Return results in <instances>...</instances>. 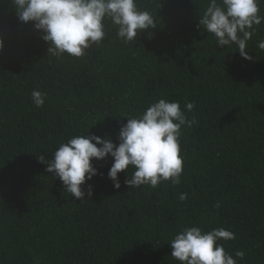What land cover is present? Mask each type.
Here are the masks:
<instances>
[{"label":"trees","instance_id":"1","mask_svg":"<svg viewBox=\"0 0 264 264\" xmlns=\"http://www.w3.org/2000/svg\"><path fill=\"white\" fill-rule=\"evenodd\" d=\"M206 3L138 0L157 17L154 29L125 43L109 23L84 56L56 58L11 0H0V264H180L170 242L191 226L232 231L235 239L218 243L237 264H264V22L244 59L199 26ZM34 89L47 93L42 107ZM161 98L182 110L195 104L185 111L197 123L181 128L180 184L130 189L129 166L116 189L109 155L93 159L99 174L79 200L40 160L77 135L118 145L127 118Z\"/></svg>","mask_w":264,"mask_h":264},{"label":"clouds","instance_id":"2","mask_svg":"<svg viewBox=\"0 0 264 264\" xmlns=\"http://www.w3.org/2000/svg\"><path fill=\"white\" fill-rule=\"evenodd\" d=\"M261 0H207L200 13L199 26L212 34L217 46H236L241 57L251 60L248 41L256 32V26L264 22L260 14ZM19 21L33 23L49 44L48 55L61 58L65 54L82 57L93 44L101 43L106 29L114 27L117 37L133 42L138 34L157 26V17L147 9H141L138 0H11ZM264 50V40L258 42ZM4 42L0 38V51ZM47 93L38 89L31 92V101L42 107ZM194 102H187L185 110L191 112ZM178 101L164 98L153 102L137 117L127 118L119 132V144L97 135H77L59 145L47 163V172L59 178L65 190L79 200H84L82 185L98 173L93 159L104 160L109 155L114 162L108 172L114 187H121L119 174L131 166L134 171L125 180L130 189L144 185L156 188L162 181L173 185L181 183L184 171L181 157V128H191L197 123L189 119ZM99 145V146H98ZM91 186L88 195L91 196ZM188 198L179 195L180 201ZM214 207L219 208L220 203ZM233 240L235 234L225 228L203 231L198 226L186 227L171 240V256L180 264H237V259L226 252L218 241ZM237 251L235 257L244 258Z\"/></svg>","mask_w":264,"mask_h":264}]
</instances>
